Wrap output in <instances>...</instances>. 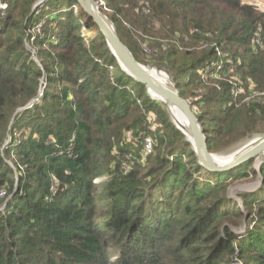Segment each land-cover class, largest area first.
I'll list each match as a JSON object with an SVG mask.
<instances>
[{
  "label": "trees",
  "instance_id": "trees-1",
  "mask_svg": "<svg viewBox=\"0 0 264 264\" xmlns=\"http://www.w3.org/2000/svg\"><path fill=\"white\" fill-rule=\"evenodd\" d=\"M5 1L0 189L8 200L0 212V264H264V162L261 186L242 194L254 226L238 237L229 224L238 225L243 210L227 190L255 174L253 159L224 172L203 169L163 105L119 67L76 0H45L32 13L34 0ZM102 1L135 59L168 70L198 109L209 151L264 132V96L247 99L249 80L264 91L257 44L264 13L241 0ZM129 131L151 138L144 160Z\"/></svg>",
  "mask_w": 264,
  "mask_h": 264
},
{
  "label": "water",
  "instance_id": "water-1",
  "mask_svg": "<svg viewBox=\"0 0 264 264\" xmlns=\"http://www.w3.org/2000/svg\"><path fill=\"white\" fill-rule=\"evenodd\" d=\"M44 1H36L34 7L39 6ZM76 2L79 8L92 19L104 36L119 67L133 80L143 84L151 98L163 105L171 122L190 144L197 162L203 169L209 172H224L254 158V165L260 176V166L264 162V132L248 134L222 153L209 151L198 116L190 102L180 95L173 81L172 74L168 75L166 72V74H159L156 72L157 68L137 61L127 46L120 40L114 23L102 11L101 5H98L96 0H76ZM163 70L166 69L163 67ZM35 99H32L26 106L19 108L18 111L30 106ZM182 121H186L187 123L185 131L183 130L184 124H182ZM179 124L183 127H180ZM245 145L248 147L241 152L240 148ZM231 150H233L230 152L231 154H225ZM234 155H238L236 160L231 164H226L227 162L224 159ZM256 160L259 161L257 165ZM256 189L257 186L249 189V191L253 192Z\"/></svg>",
  "mask_w": 264,
  "mask_h": 264
},
{
  "label": "rangeland",
  "instance_id": "rangeland-1",
  "mask_svg": "<svg viewBox=\"0 0 264 264\" xmlns=\"http://www.w3.org/2000/svg\"><path fill=\"white\" fill-rule=\"evenodd\" d=\"M36 1H38V0H34V2H33V4H32V7H31V12L30 13H32L34 10H35V8L36 7H34V4L36 3ZM264 0H262V2H263ZM145 2H147V1H145ZM148 2H149V0H148ZM147 2V3H148ZM74 6V7H73ZM72 7L75 9V11H77L78 10V7L77 6H75V5H73ZM103 6V5H102ZM101 6V7H102ZM148 6H149V3H148ZM264 8V7H263ZM102 10H103V8H102ZM106 15L107 14H109V12H107V13H105ZM108 16V15H107ZM109 18V17H108ZM83 21L85 20V17L84 16H82V18H81ZM155 26L156 27H158L159 26V24L157 23V21H155ZM93 28L94 27H90V31H92L93 30ZM89 31V32H90ZM86 32H88V30L86 31ZM88 32V33H89ZM33 39V38H32ZM258 45H259V48L260 49H262V50H264V42H258L257 43ZM26 48H27V51L30 53V55H31V58L33 59V60H35L36 62H37V64H38V66L40 67V64H39V61H38V59H37V54H36V49H35V47L33 46V45H30V44H27L26 45ZM142 63H144L145 65H147V66H150V67H155V68H157V70L158 71H161V70H163V67H161V68H159V66L158 65H156V64H154V63H148V62H142ZM156 70V71H157ZM230 70V79L232 78V70H231V68L229 69ZM163 72H168L167 74L169 75L170 74V72L168 71V70H163ZM165 73V74H166ZM41 81H43L42 79H41ZM254 82L253 81H251V80H249L248 81V85H247V87H248V90H250L251 88H253L254 87ZM235 88V87H234ZM240 91H242V90H240ZM255 98H257V95H254V96H252V97H247V99H250L251 101H256V100H254ZM258 101V100H257ZM193 110L195 111V113L196 114H198L199 113V111H198V109L197 108H193ZM168 115V114H167ZM168 118H169V116H168ZM169 120H170V118H169ZM171 121V120H170ZM251 134V133H250ZM245 137V136H244ZM243 137V138H244ZM242 139V138H241ZM241 139H239V140H241ZM238 140V141H239ZM237 142V141H236ZM236 142H233L232 144H229L228 146H226V147H224V148H221V149H219V150H217V151H212V152H215V153H217V152H219V153H222V152H224V151H227L229 148H230V146H232L233 144H235ZM233 150H231V151H228L227 153H225L226 155H229V154H231L230 152H232ZM255 159L253 158V163H252V166H251V168L255 171V174H249V176L248 177H246V178H244V179H242V180H237L235 183H233L229 188H228V190H227V196L228 197H230V198H233L236 202H237V204H238V206L239 207H241L242 208V210H243V217L241 218V220L239 221V224L238 225H233V224H229L230 225V227H231V229H232V231L238 236V237H241V236H243L244 234H245V232L247 231V230H249V229H251L253 226H254V219H253V217L252 216H250L249 215V210L247 209V208H245L244 206H243V202H242V194H244V193H252L251 191H249V189H251V188H254L255 186H257V189L256 190H258V188L261 186V184H262V175L260 174V176L258 175V171H257V169H256V167H255ZM123 171H125L124 169H122ZM260 172H261V170H260ZM196 177H198L199 179H201V180H203V179H205L206 177H207V175H205V174H198ZM107 177L106 176H103V177H100V178H98L99 180H98V182H96V185H100V183L102 182V181H104V179H106ZM256 190L255 191H253V192H256ZM234 264H238V262L237 261H234ZM240 264H242V262H240Z\"/></svg>",
  "mask_w": 264,
  "mask_h": 264
},
{
  "label": "built area",
  "instance_id": "built-area-1",
  "mask_svg": "<svg viewBox=\"0 0 264 264\" xmlns=\"http://www.w3.org/2000/svg\"><path fill=\"white\" fill-rule=\"evenodd\" d=\"M98 5H103V1L102 0H96ZM242 3H246V4H250L252 6H254L258 11H260L261 13H264V1L262 2V0H241ZM7 6V3L5 0H0V13L2 14L3 10L6 8ZM141 11L144 12V13H148L149 12V6H148V3L147 2H143L141 4ZM39 27H36L35 30L38 31ZM145 51L146 52H149V49H146L145 48ZM217 68H221V65H217ZM209 70H210V67H209ZM217 74V73H215ZM255 86V85H254ZM238 90L237 91H240L241 88H237ZM252 91L251 93V97L254 96V95H257V97L260 95V96H264V91L262 92H257L254 90V87L250 89ZM256 99V98H255ZM147 120H148V123L150 125V128L152 130H155L158 126V124L156 123V116L153 114V113H149L148 116H147ZM142 132H140L139 135H141ZM127 141L131 142L133 145H136V144H140L141 147H142V158L143 160L146 158V156L148 154L151 153L152 149H153V142L151 140L150 137H145L143 138L142 140H139V138L135 135L132 134L131 131H129L127 133ZM127 160H129V156L126 157ZM122 169H124L125 171H128L129 170V165L128 163H124L121 167ZM99 179L95 180V182H98ZM5 196H6V191L4 188H1L0 189V212L4 210L5 208V205H6V202L8 200V198L5 200ZM4 199V200H3Z\"/></svg>",
  "mask_w": 264,
  "mask_h": 264
},
{
  "label": "bare ground",
  "instance_id": "bare-ground-1",
  "mask_svg": "<svg viewBox=\"0 0 264 264\" xmlns=\"http://www.w3.org/2000/svg\"><path fill=\"white\" fill-rule=\"evenodd\" d=\"M157 73H162V74H165V72H163V70H161V71H156ZM155 72V73H156ZM168 73V72H167ZM182 120V119H181ZM182 124H184V127L181 125V124H179L180 125V127H183V130L185 131V129L187 128V123H186V121H182ZM248 146L247 145H245L244 147H242V148H240V151L242 152L243 150H245L246 148H247ZM240 152V153H241ZM238 155H234V156H231V157H229V158H226V159H224V161H226L227 163L226 164H231L232 162H234L235 160H236V157H237ZM258 160H256V165L258 164Z\"/></svg>",
  "mask_w": 264,
  "mask_h": 264
}]
</instances>
